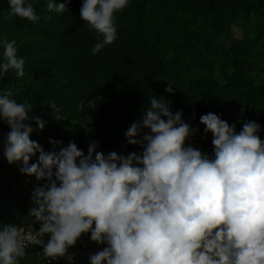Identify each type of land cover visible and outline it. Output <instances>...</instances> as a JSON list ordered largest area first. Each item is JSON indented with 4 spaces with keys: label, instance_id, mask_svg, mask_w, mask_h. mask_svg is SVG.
<instances>
[{
    "label": "clouds",
    "instance_id": "1",
    "mask_svg": "<svg viewBox=\"0 0 264 264\" xmlns=\"http://www.w3.org/2000/svg\"><path fill=\"white\" fill-rule=\"evenodd\" d=\"M70 2L48 0L47 9L60 19ZM129 2L82 0L79 18L101 38L93 55L116 39L114 15ZM8 5V18L39 20L27 0ZM0 47V76L11 69L22 77L24 60L17 57L15 41L0 40ZM164 91L171 94V88ZM12 95L0 92V121L9 128L3 157L45 183L34 186L30 197L28 216L38 231L30 223L27 230L0 226V264H20L29 246H41L48 264L59 258L71 264L69 249L82 234H90L96 248L105 245L89 254L87 264H264V140L258 123L245 121L237 133L218 115H201L199 124L212 137L210 157L185 146L197 130L182 113L173 114L170 101L151 98L142 118L124 133L139 151L105 155L89 141L85 154L73 142L60 147L49 138L51 150L45 152L29 139V121L43 130V120ZM49 108L56 111L54 102Z\"/></svg>",
    "mask_w": 264,
    "mask_h": 264
},
{
    "label": "trees",
    "instance_id": "2",
    "mask_svg": "<svg viewBox=\"0 0 264 264\" xmlns=\"http://www.w3.org/2000/svg\"><path fill=\"white\" fill-rule=\"evenodd\" d=\"M27 2L38 21L8 18V0H0V40H14L17 57L24 60L22 77L11 69L0 76V92L10 90L11 99L32 105V115L45 127L37 130L29 121V139L45 152L51 150L49 138L60 147L73 142L85 154L89 141L105 155L139 151L124 133L142 118L151 98L170 101V111H180L197 130L185 146L210 157L212 137L199 124L209 112L234 124L237 133L245 121H255L264 140V0H130L114 15L116 39L95 55L91 49L101 38L79 18L82 0H71L60 19L47 9L48 0ZM8 131L0 121V226L27 230L30 223L38 231L40 225L28 216L30 197L45 181L6 162L2 145ZM37 159L38 154L31 157L29 165ZM89 235L69 249L71 264H87L86 252L96 249ZM41 251L29 246L20 264H48ZM52 264L67 262L59 258Z\"/></svg>",
    "mask_w": 264,
    "mask_h": 264
},
{
    "label": "built area",
    "instance_id": "3",
    "mask_svg": "<svg viewBox=\"0 0 264 264\" xmlns=\"http://www.w3.org/2000/svg\"><path fill=\"white\" fill-rule=\"evenodd\" d=\"M101 246V245H100ZM36 247H41V246H36ZM99 250H98V247L96 248V249H94V250H91L88 254H87V256H86V260L88 261V256H89V254H94V253H96V252H98Z\"/></svg>",
    "mask_w": 264,
    "mask_h": 264
}]
</instances>
